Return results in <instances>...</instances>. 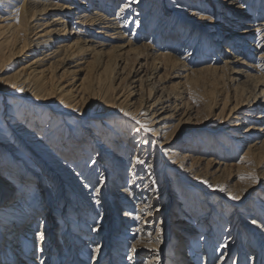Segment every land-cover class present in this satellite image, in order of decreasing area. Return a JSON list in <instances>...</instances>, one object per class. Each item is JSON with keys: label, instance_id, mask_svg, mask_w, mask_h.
<instances>
[{"label": "rangeland", "instance_id": "obj_1", "mask_svg": "<svg viewBox=\"0 0 264 264\" xmlns=\"http://www.w3.org/2000/svg\"><path fill=\"white\" fill-rule=\"evenodd\" d=\"M62 1L75 5L74 0ZM95 1L96 0H92V2H90V8L88 9L85 6H78L76 4V8L79 10L74 11L70 16V30H72V24L76 21L77 12L103 9V3ZM125 1L126 0L112 1L114 5L110 10V15L117 13L120 3ZM164 1L165 0H157L158 4L155 2L151 3V10L147 12L148 15H150L149 19L152 20V26L149 27L148 32L143 37L135 39L134 37L136 35H131L134 33L132 30L134 22L131 21L132 18L130 16V19L126 20L128 22L126 23V27H131V29H121V34H115V32L111 30L97 29V27H94L93 31L95 32L91 35H93L92 39L95 40V42L90 43V45H93L97 49H105L106 52L108 51L110 58L114 57L115 48L123 45L127 47L129 42L133 43V47L139 48L142 46L143 49L141 47L139 49L143 50L147 55L150 52L152 53H150L151 55L155 54V56L165 54L164 49L167 47L166 42L162 41L155 45V42L152 41V35L154 34L158 17H178L177 14L174 15L173 12H169L173 3H176L179 7L182 17L196 13L203 17L202 19L211 20L213 22L210 26H206L196 32H194L195 29H191L190 34L185 32L187 30L183 31L186 40L190 41L188 42V47L174 51L181 52L182 57H193L194 54L196 57L194 58L195 60H192V62L183 69L185 70L184 76L187 78H185V80L183 79L180 85H177L180 80L172 79L171 76L174 75V71L170 70V67H165L160 70V76L158 73L154 75V77L157 78L158 84L160 85L161 82V85L163 84V86L167 87V91L174 92L178 91L180 88H183L182 90L184 91L181 94L182 102H180V110L177 116L166 124L167 128L165 130L167 135L163 136V134H161L160 139L149 136L143 138L142 144L147 142L148 147L140 146V148H138L142 155L145 148L147 149L148 161L155 159L156 175H154V177L149 176L151 179L150 182L148 181L150 185L146 188V199L142 200L150 202V209L148 211L151 212L153 217L152 219L149 218L145 220L143 217L145 215L141 213L146 210H142V212L139 213L140 218L138 220L141 223L145 221L148 225H153L150 231V238L152 241L148 242L141 240L137 233L129 230L131 228L130 226L127 227L126 223L123 225V222L127 221L123 219V213L127 208L114 199V195L118 193L117 190L119 187L121 188L128 182L127 176L130 170V159L132 154L137 150L136 146L139 145L138 143L135 145L138 140L136 136L140 134L139 132H143L144 130H140V126L135 122L136 120L127 119L119 113L118 110L121 109L118 107L119 98H122L121 101L125 99L124 105L126 104L125 106L127 107L130 106L131 109H142L141 105H143V103L146 104L147 101H149L147 104V107H149L151 103L149 95L150 89L146 85V79L147 77H151V73L153 72V62L150 60L151 56L145 55L146 57L144 56V59L136 60V56L126 55L124 60L128 61L131 58L135 61L133 65L130 63V65L127 66L123 65L120 61L110 63L109 56L106 55L107 57H104L106 60L104 64L102 63L101 65H99L96 59L93 60L92 58L88 59L85 64L84 62L71 63L64 69L69 68V70H73L74 72L71 74L67 72L66 75L61 78L62 80L59 79V77H61L60 75L64 72V70H60L62 66L54 73L55 77L53 79H58L60 83L63 82L62 84L66 86V89L70 90L74 96L77 95V99L75 98L76 102L73 103L75 105L71 104L73 107L71 110L72 112L70 111L68 116H66V125L69 127L67 137L69 136L71 138L69 140H76V145L78 144L80 146L92 144L94 145V150L96 143L100 142L99 144H102L104 148L108 150V154H110V156L112 155L111 157L108 156L110 157V159H107L108 161L114 157H119L120 160L124 162L122 174L126 182L116 186L113 184H106V198L109 201L108 209L101 210L99 207H96V204L92 202L95 199L91 197V190L82 188L84 189L82 197L80 194L77 195L76 193L78 192L76 185L79 180L78 178H81L80 175L94 177L97 185H101L102 182L106 180H104L106 171H111L108 161L103 163L99 161V158H95L94 160L93 157L95 154L92 152L87 157H82L78 164L76 162H78L79 159L76 161V159L73 160V157H70L69 160H65V158L63 159L59 156L60 153L57 151L59 149V143L61 142L60 139L57 138L53 144L46 148L48 154L52 158L50 162L48 160L47 164L44 162V164L40 165V161L36 160L35 156L32 158L27 157L24 163L33 173L28 175L29 183L19 184L16 180L19 170H15L12 176L9 177H7L5 171L1 170L3 169L2 160L7 150L5 147L0 146V178L4 176L10 183L6 186L9 191L5 192V189H0V209L7 212L9 205L15 203V201L19 199L17 189L19 190V188H22L25 190L26 185L29 191L36 188L38 194L42 197L40 199H42L43 203L40 209V211L42 210V215H39V218L41 221L45 219L48 221L49 231L52 234L51 237L48 238V241L51 240V242L45 244V246H48V249H54L48 264H81V259L84 260L82 264H93L95 255L94 246L96 247V245L101 247L100 255L103 253L104 248L108 250L105 257L100 258L101 260H99L100 262L98 264H187L190 261V263L193 264H264V132L261 133L262 135H260L258 139L260 143L257 145L254 156L251 158L244 157V154L248 151L247 145H244V147L233 153L231 152L233 156L221 147L222 144L230 145V140L233 138V135H235V126L238 124L239 119H244V117L241 116H234L237 118L230 117L229 114L242 103V100H244L243 97H246L248 92H245L244 96L241 93V89L249 83L246 82L245 78H241L242 84L238 86V89L237 85L239 83L231 84L226 77H223V79L211 71L199 70L203 65L207 66L214 63L215 66L222 67L224 58H230L229 60L235 62L238 56H240L241 59L243 58L248 64H256L255 62L257 61L259 50L253 46L258 45L257 35L240 41L239 44L245 46L246 49L237 47V44L232 45V42L224 43L220 41L221 43L217 46L214 41L217 42L219 40L214 37L212 41L208 42L214 43L213 48H215V54H210L211 52L207 49L208 46L204 43L208 35L212 33V30L208 29L219 27L220 32L227 31L228 27H234V29H238L239 31L246 29L247 24L254 23L253 21L256 20L257 13L264 11V8L262 9V7H264V0H251L250 4L254 14L251 13L250 17L246 12L247 10L245 11L239 8L240 0ZM245 1L246 3L249 2V0ZM259 1L262 3L261 9L259 8ZM223 9L226 11H233L231 12L232 15L236 16L237 20L242 19L243 21L239 24L229 23V20H227L228 16L224 15L226 11ZM131 13L133 14L132 10L130 11V14ZM51 15H49V17ZM241 15L246 16L241 17ZM252 15H255V17H252ZM260 15L262 14L260 13ZM181 16L180 19L182 18ZM195 16L196 15L193 17ZM258 20H264V16ZM197 21L198 23L204 22L201 20ZM106 22L107 20L105 23ZM183 22L185 21L183 20ZM36 23L37 21L33 24ZM171 23L172 22H170V24ZM96 31H101L104 34L96 35ZM184 34L182 36H184ZM60 41L61 40L56 38L52 45H58ZM102 44L106 45L99 47ZM194 45L196 46L194 47ZM146 46L148 48H146ZM154 47L156 49H154ZM227 47L232 50L235 55L227 54L225 52ZM147 50L149 52H146ZM193 51H195L194 54L192 53ZM204 54L210 55L206 58ZM25 60L26 59L23 58L15 60L7 73H5L9 75L12 73V69L16 71ZM141 65L144 67L142 73V76H144L143 79L145 80L142 87L144 98L142 96L135 97L129 95L128 91L130 88L126 87L130 76L134 74V69L137 67L140 68ZM106 68H109V71H107ZM6 74L4 76H7ZM253 74L255 73L253 72ZM71 78L75 79L73 81H68V79ZM243 83H245L244 87ZM259 88L260 87H258V89ZM182 90L180 89V91ZM253 92L254 86L249 89L250 95L247 94V97L253 95ZM257 114H259V112L252 113V116H256ZM189 116L191 117L187 120ZM245 119L246 126L253 124L255 128H260L264 125L263 120L255 122L254 120H249V118ZM6 121L7 123L10 122L11 125L18 123L21 126H25L27 129L29 128V132H34L38 139L43 136L44 130L49 123V120L47 121L46 119L42 121L39 126L36 121H28L27 118H21L20 116L16 118V120L11 121L7 119ZM63 122L64 121H62L61 124H63ZM246 126L242 128L241 131H245ZM64 127L62 128L63 131L65 129ZM91 132H96L97 135H95L92 140H88ZM129 141L132 143V146L129 144ZM254 141L253 139L250 142ZM163 143H165V145L160 146ZM183 148H194L198 153H203L205 157L217 151L219 159L226 160L225 165L222 167L223 171L215 173L213 176L215 187H213V184H207V186L201 184L203 187H201V185H195V183L199 184L200 179L195 177L193 173L189 171V168L185 165L183 166L180 162V157H183V154L187 153ZM28 151L30 150L28 149ZM108 154H106V156ZM12 159L15 165L24 164L19 159H14L13 157ZM6 169L11 168L7 167ZM95 172L96 175H94ZM253 177L256 179H253ZM17 183L19 186H17ZM143 183L144 182H140L137 186L143 187L145 185ZM155 187L157 188L156 190ZM220 187L225 190L220 191ZM212 189H216L214 190L215 192H211ZM24 194H26V192ZM155 196H157V198H153ZM231 196H236L238 199H231ZM76 198H78L79 202H82L81 205H79ZM136 201L132 204L130 203L131 208L129 212L132 215L136 214L137 209L140 208L138 200ZM76 202H78L77 210L73 212L72 215H69V211L71 208L73 209L74 204H77ZM203 209L209 211L210 216L208 218L210 220H208V218L203 219L200 223V230L195 232L193 227L198 224V219H200ZM61 211L65 214L68 213V219L71 217L75 218L80 212L84 214V211L85 213H87L86 211L93 212L95 218L94 220H89L87 216L85 217L84 220L87 221V227L83 226V229L80 230L81 234H84L80 235L83 239L82 241L79 240V237L77 238L76 233H72L71 240L67 244L70 253L66 256H64L63 239H61ZM36 213L39 212L37 211ZM235 213L236 216L231 217V215ZM103 216H105V218H102ZM244 218L246 220L248 219L250 222L255 220L257 222L255 223L256 227L249 230L248 227L242 224ZM142 219L144 221H142ZM149 220H153L154 223H150ZM1 221L0 218V227L5 226ZM99 221L103 223L106 222L107 225L102 235L100 234L97 236L94 229L97 225L96 223ZM27 222L25 223L26 225L32 223L31 221ZM134 223L135 221L129 222L130 225ZM25 224L16 225L14 222L12 224L9 222L6 230H2L4 232L1 236L2 242L9 234V229H15V236L22 235L26 227ZM38 227L39 226H34V228H32L33 231L37 232L39 229ZM228 228L230 231H228V234H225ZM205 229L209 230V237L206 236ZM192 233H194V235H192ZM229 234H231V239H233L230 242L224 240ZM192 237L195 238V246H198L196 248H193L191 245L190 238ZM204 237H208L209 241L203 243ZM33 240L32 237L33 243L26 245L25 240L22 238V242L24 241L23 246L24 248L26 247L25 250L30 259L35 257V252L38 250V242H34ZM133 241H135L137 247L135 251L132 250ZM103 243H106V245H102ZM207 243L210 244V246L208 248L205 246L203 247V245ZM150 244L154 245L155 248L152 250L147 249ZM222 245H225L224 248ZM201 247L205 250H201ZM190 248L193 250L192 259L185 260L183 256L187 255L186 253ZM7 255V251L0 245V264H4L6 259L9 261ZM205 256H208L206 261L204 260ZM128 257H131V259ZM25 261L27 262L28 260L25 259ZM31 264L35 263L32 261Z\"/></svg>", "mask_w": 264, "mask_h": 264}, {"label": "bare ground", "instance_id": "obj_2", "mask_svg": "<svg viewBox=\"0 0 264 264\" xmlns=\"http://www.w3.org/2000/svg\"><path fill=\"white\" fill-rule=\"evenodd\" d=\"M96 1L99 3H103V9H93L92 11L77 12L76 21L72 24L73 28L72 30H70V16L74 11L79 10L78 8H76V4L78 6H85L88 9L90 8V2H92V0H74L75 5L65 3L62 0H43V2L42 0H0V146L5 147V149L7 150L2 160L3 169L1 170L5 171L7 177L12 176L15 170H19L17 172L18 176L16 178L19 184L29 183L30 181L28 179V175L33 173L24 163V161L27 160V157L32 158L35 156V159L40 161V165L44 164V162L47 164L48 160L50 162V159L52 158L48 154V150H46V148L53 144L57 138H59L61 141H59V149L57 150L60 153L59 156L63 159L65 158V160H69L70 157H73V160L76 159V161L79 159L78 162H76L77 164L82 157H87L91 152L95 154L93 157L94 160L95 158H99V161H102L103 163L107 162V159H110V157L112 156L108 154V150L105 149L102 144H99L100 142L96 143L94 150V145L92 144H84L80 146L78 144L76 145V140H69L71 138L69 136L67 137L69 127L66 125V116H68L69 112L73 109L71 104L76 102L77 95L75 94L76 96H74L70 90L66 89V86L62 84L63 82L60 83L58 79H53L55 77L54 73L58 71V68L60 66H62L61 69L59 68L60 70H64V72L60 75L61 77H59V79L62 80L61 78L64 77L67 72L70 74L74 72L73 70H69V68L64 69L66 66H69L71 63L77 62H84L85 64V62H87V60L90 58H92L93 60L96 59L99 65H101L102 63L104 64V61L106 60V58L104 59V57L109 56L108 51L106 52L105 49H97L93 45H90L91 42H95V40L92 39L93 35H91L93 32H95L93 31L94 27H97V29L111 30L115 32V34H121V29H131V27H126V23H128L126 20L130 19L131 16V21L134 22L132 30L135 33H132L131 35H136L134 37L135 39L143 37L148 32L149 27L152 26V20L149 19L150 15H148V12L151 10L150 5L154 2L157 3V0H146V2L148 3H146L145 0H126L123 3H120L117 9V13H115L114 15H110V10L114 5L112 4V1L114 0ZM250 2L251 0H249L248 3H246L245 0H240L239 7L241 10H247L246 12L247 14H249V17L251 13L254 14ZM259 4V8L261 9L262 3H260V1ZM263 8L264 7H262V9ZM131 10L133 11V14H130ZM169 12H173L174 15L177 14L178 17H158L156 28L154 34L152 35V41L155 42V45H157L156 43H160L162 41L166 42L167 47L164 49L165 54L155 56V54L151 55L152 53L150 52L151 54L149 53L147 55V53L145 54L143 50L139 49L140 47L142 48V46H140L139 48L133 47V43L129 42L127 47L123 45L121 47L115 48L114 57L110 58L109 56L110 63L120 61L121 63H123V65L127 66L130 65V63L133 65L135 61L131 58L128 61L124 60V57L126 55L136 56V60L144 59L145 55L149 57L151 56L150 60H152L153 62V72L151 73V77H147L146 79V85L150 89L149 95L151 103L149 107H147V104L149 102L147 101L146 104L142 102V109H131L130 106L127 107L125 106L126 104L124 105L125 99L121 101L122 98H119L118 107L121 108L120 110H118L119 113L127 119L136 120L135 122L140 126V130L144 129L143 132H139L141 135L139 134L138 136H136L138 137V140L136 141L135 145L137 143L139 145L136 146L137 150L132 154V157L130 159V170L127 176L128 182L124 180V175L122 174L124 162H122L119 157H114L113 159L108 161L111 171H106V176L104 178V180H106L103 181L101 185H97L94 177H85L82 175H80L81 178L77 177L79 180L76 185L78 191L76 192L77 195L80 194V196L82 197V193L84 192V189L82 188H85V190H91V197L95 199L92 202L96 204L97 208L99 207L101 210H106L108 209L109 204V201L106 198V186L109 184H113L114 186H116L118 184H124V182H126V184H124L121 188L119 187V189L117 190L118 193L114 195V199H116L117 202L121 203L125 208H127L123 213V219H126L127 221L123 222V225L124 223H126L127 227H131L129 230L137 233L140 236L141 240L148 242L152 241V239L150 238L151 235L149 234L153 228V225H148L143 219L142 221L144 222L142 223L138 220L140 218L139 213L142 212V210H146L145 212L141 213L145 215L143 216L145 220L149 218L152 219L153 217L151 212L148 211L150 209V202L142 200L146 199V188L150 185L149 182L151 179L149 178V176L154 177V175H156L154 163L155 159L148 161L147 149L145 148L142 155L138 148H140V146L148 147L147 142L145 144H142L143 138L149 136L155 139H160L161 134H163V136L167 135V132L165 130L167 128L166 124L177 116V113L180 110V102H182L181 94L184 91L182 90L183 88H180L182 91H180V89L174 92L167 91V87L163 86V84L161 85L160 81V85L158 84V81L156 80L157 78L154 77V75L157 73L159 75L160 70L164 69L165 67H170L169 69L174 71V75L171 76L172 79L180 80V82L177 83V85H180L181 81L187 78L186 76H184L185 70L183 69L186 67V65L192 62V60H195L194 58L196 57V55L194 54L195 51L192 52L194 54L193 57H182L181 52L174 51L179 49L182 50V48L188 47V42L190 41L186 40L183 31L187 30L185 32L187 34H190L191 29H195L194 32H196L206 26H210L213 23L211 20L202 19L203 17L197 15L196 13L182 17L179 7L176 3H173L172 8L169 9ZM231 12L233 11H226L224 14L228 16L227 20H229V23L239 24L241 21H243L242 19L237 20V17L232 15ZM260 13L262 15H260ZM49 15L51 16L49 17ZM179 15L185 22H183L182 18L180 19ZM194 15L196 16L193 17ZM242 16L246 15H241V17ZM262 16H264V11L258 12L256 20L253 21L254 23L247 24V28L242 31H239L238 29L236 30L234 29V27H228L227 31L222 32H220L219 27H216L215 29H208L212 30V33L208 35V38L204 43L208 46L207 49L209 50V52H211L210 54H215V48H213L214 43L208 42L212 41L214 37L219 40L217 42L214 41L217 46L221 43L220 41L224 43L232 42V45L237 44V47L246 49L245 46L239 44L240 41H244L247 38L257 35L258 45L253 46L257 50H259L257 61L255 62L256 64H248L243 58L241 59L240 56H238L235 62L229 60L230 58H224L222 67L215 66L214 63L207 66L203 65V67L199 69L201 71H211L222 78L226 77L231 84L239 83L237 87L242 84L241 78H245L246 82H248L249 84L245 85V83H243V87L244 85L245 87H241L243 88L241 89L242 95H244L245 92H248L247 94H249V89L254 86L253 95L247 97L246 94V97H243L244 100H242V103L229 114L230 117L241 116L244 117V119H239L238 124L235 126V135H233V138L230 140V145H221V147L224 150L228 151L230 155L231 152L233 153L234 151H237L238 149L244 147V145H247L248 151H246V153L244 154V157L247 158H251L254 156V152L257 149L256 147L260 143L258 139L260 135H262L261 133L264 132V125L260 128H255L253 124H249L246 126L245 119L249 118V120H254L255 122L262 120L264 121V88H262L264 87V20H258L259 18H262ZM252 17H255V15H252ZM106 20L107 22L105 23ZM197 20H201L204 22L198 23ZM36 21L37 23L33 24ZM170 22L172 23L170 24ZM98 34L104 33H102L101 31H96V35ZM183 34L184 36H182ZM56 38L61 41L58 45L53 46L52 43ZM105 45L106 44H102L99 47ZM196 45H194V47ZM146 48L148 47L146 46ZM154 49L156 48L154 47ZM146 52L149 51L147 50ZM225 52L229 55H235L228 47L225 49ZM28 54L33 55L29 56ZM209 55L207 54L205 55V57L208 58L207 56ZM22 58L26 60L24 61V63H21L19 69H17L16 71L12 69V73L7 75L6 73L8 69H10L12 63L15 60H20ZM143 68V65H141L140 68H135L134 74H132L129 78V82L126 87L130 88L128 94L131 96H142L144 98V92H142V87L145 82V80L143 79L144 76H142ZM107 71H109V68L107 69ZM253 72L255 74H253ZM5 74L7 76H4ZM74 79L75 78H71L68 79V81H73ZM258 87L260 88L258 89ZM255 112H259V114H257L256 116H252V113ZM19 116L21 118H27L28 121L34 120L39 126L42 121L46 119L47 121L49 120V123L44 130L43 136L38 139L34 132H29V128L27 129L25 126H21L18 123L11 125L10 122L7 123L6 121L7 119H10L11 121L16 120V118H18ZM190 117L191 116H189L187 120H189ZM62 121H64L63 124H61ZM245 126L247 129L245 128V131H241V129ZM63 127L65 128L64 131L62 130ZM95 135H97L96 132H91L88 140H92ZM253 139L255 141L250 142ZM129 144L132 146L131 142ZM163 145H165V143L161 144L160 146ZM28 149L30 151H28ZM183 150H185L187 153L183 154V157H180V162L183 166H187L189 168V171H191V173H193L195 177H198L200 179L199 184L195 183V185H214L213 176L215 173H220L221 171H223L222 167L225 165L226 160H220L217 151L216 153L212 152L213 154L205 157L203 153H198V151H196V149L194 148H183ZM106 154L108 155L106 156ZM12 157L14 159L21 160L24 164L15 165ZM7 167L11 169H6ZM94 175H96V172L94 173ZM2 177L3 178H0V189H5L4 191L7 192L9 190L6 186H8V184L10 183L7 181V178L5 179L4 176ZM205 181L207 183H205ZM140 182H144L143 184L145 185L143 187L137 186ZM19 184L17 183V186H19ZM203 185H201V187H203ZM213 187H215V185ZM156 189L157 188L155 187V190ZM214 190L216 189H212L211 192H215ZM17 191L19 193V199H17L15 203L9 205V208H7L8 211L5 212V210L3 211L2 209H0V218L2 220L1 223L3 222L2 224L5 225H2L4 228L0 227V245L4 248L5 251H7V256L10 261L9 262L7 259L5 261L3 260L4 264H31L32 261L35 264H48L50 262V256L53 253L54 249H48V246H45L46 243L48 244L51 242V240L48 241V238L51 237L52 234L49 231L48 221L46 219L41 221V219L39 218V215H42V210L40 211L41 206H43L42 199H40L42 197H40L36 188L29 191L27 185L25 186V190L19 188V190L17 189ZM25 192L26 194H24ZM153 198H157V196ZM76 200L78 201V198H76ZM136 200H138V205L140 206V208L137 209L136 214L132 215L129 212L131 208L130 203L132 204ZM78 202H76L77 204H74V206L76 207L73 206V209L71 208V210L69 211V215H72V213L77 210L76 208L78 206ZM81 204L82 202H79V205ZM37 211L40 214L36 213ZM62 212L63 211H61V213ZM86 212L87 213H85L84 211V214H81L80 212L75 218L71 217L69 219L67 218L69 216L68 213H62L60 215L62 217L60 223L64 256L70 253L67 244L71 240L72 233H76L77 238L79 237V240H83L80 235L84 234H81L80 230L83 229V226L87 227V221L84 220L85 217L87 216V219L89 220L95 219L93 212ZM209 216V211L203 209L201 211L200 219H198L199 222L196 226L193 227V230H195V232L199 231L201 228L200 223L203 221V219L208 218ZM234 216H236V213L231 215V217ZM102 218H105V216H103ZM208 220L210 219L208 218ZM247 220L244 218L242 220V224L248 227L249 230L254 229L256 225ZM27 221H31L32 223L29 224ZM130 221H135V223L130 225ZM9 222L11 224L14 222L16 223V225H24L27 222L28 225L25 224L26 227L23 231L24 233L22 235H19L20 237L15 236V229H9V234L2 242L1 236L2 234H4V229L6 230V228L8 227L7 225ZM149 222L154 223L153 220H149ZM102 223L103 222L101 221L96 223L97 225L95 226L94 232L97 236L100 234L102 235V232L106 229V222H104L103 224ZM34 226H39L37 232L33 231L32 228H34ZM205 231L206 236L209 237V230L205 229ZM228 231H230L229 228L225 234H228ZM38 233H43V239H40ZM192 235H194V233H192ZM32 237L34 239V242H38V250L37 252H35V257L30 259L27 256V252L25 250L26 247L24 248L23 246L24 241L22 242V238L23 240H25L26 245H30V243H33ZM208 237L203 238V243L209 241ZM190 239L192 247H198L195 246V238L192 237ZM224 240L228 242L232 241L233 239H231V234L226 236ZM132 244L134 249L137 248L135 245V241H133ZM102 245H106V243H103ZM204 246L208 248L210 244L207 243L204 244L203 247ZM222 246L224 248L225 245ZM153 248H155V246L152 244L147 247V249L149 250H152ZM96 249L99 250L96 251ZM201 250L204 251L205 249H202L201 247ZM94 251L95 255L93 264H98L100 262L99 260H101L100 258H104L108 250L104 248L103 253L100 255L101 247H98V245H96V247L94 246ZM186 254L187 255L183 256L185 260L192 259L193 250L190 248ZM25 259H27L28 261L26 262ZM207 259L208 256H205L204 260L206 261ZM81 262L84 263V260L81 259ZM190 262L187 264H193Z\"/></svg>", "mask_w": 264, "mask_h": 264}, {"label": "snow or ice", "instance_id": "obj_3", "mask_svg": "<svg viewBox=\"0 0 264 264\" xmlns=\"http://www.w3.org/2000/svg\"><path fill=\"white\" fill-rule=\"evenodd\" d=\"M253 179H256V178L253 177ZM205 183H207V182L205 181ZM219 190H220V191H224L225 189L222 188V187H220ZM231 199H238V197H236V196H231ZM252 223L255 224V223H257V222H256L255 220H253ZM38 235H39L40 239H43V233H38ZM149 235H151V234H149ZM98 250H99V249H96V251H98ZM132 250L135 251L134 248H133ZM128 258L131 259V257H128Z\"/></svg>", "mask_w": 264, "mask_h": 264}]
</instances>
